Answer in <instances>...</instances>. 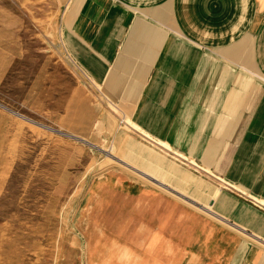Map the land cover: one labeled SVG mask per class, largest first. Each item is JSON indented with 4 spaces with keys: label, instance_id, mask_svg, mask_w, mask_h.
<instances>
[{
    "label": "crops",
    "instance_id": "0c3cea01",
    "mask_svg": "<svg viewBox=\"0 0 264 264\" xmlns=\"http://www.w3.org/2000/svg\"><path fill=\"white\" fill-rule=\"evenodd\" d=\"M62 2L63 44L88 81L196 175L144 157L165 186L124 183L149 202L133 204L131 244L100 247L98 264H264V0Z\"/></svg>",
    "mask_w": 264,
    "mask_h": 264
},
{
    "label": "rangeland",
    "instance_id": "374dc122",
    "mask_svg": "<svg viewBox=\"0 0 264 264\" xmlns=\"http://www.w3.org/2000/svg\"><path fill=\"white\" fill-rule=\"evenodd\" d=\"M62 6L0 0V264H98L102 247L131 244L133 204L149 199L124 183L165 186L144 157L196 178L88 81L63 44ZM186 195L173 203L201 208Z\"/></svg>",
    "mask_w": 264,
    "mask_h": 264
},
{
    "label": "bare ground",
    "instance_id": "6f19581e",
    "mask_svg": "<svg viewBox=\"0 0 264 264\" xmlns=\"http://www.w3.org/2000/svg\"><path fill=\"white\" fill-rule=\"evenodd\" d=\"M166 146H168L167 144H165ZM167 149H169V148H167Z\"/></svg>",
    "mask_w": 264,
    "mask_h": 264
}]
</instances>
